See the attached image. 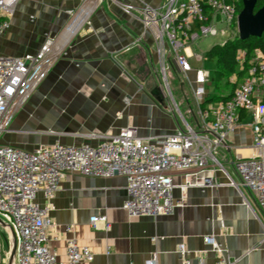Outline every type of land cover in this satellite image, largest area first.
I'll return each instance as SVG.
<instances>
[{
    "label": "crops",
    "instance_id": "0c3cea01",
    "mask_svg": "<svg viewBox=\"0 0 264 264\" xmlns=\"http://www.w3.org/2000/svg\"><path fill=\"white\" fill-rule=\"evenodd\" d=\"M165 1L99 2L88 24L72 38L48 77L15 114L2 142L25 150L57 141L97 145L124 127H135L139 136L153 138L185 126L161 91L154 89V71L163 60L153 32L141 20L144 3L157 7ZM80 5L81 0H20L10 27L0 36V55L37 52L49 33L63 34L60 28H65L70 13ZM127 5L134 7L128 10ZM189 53L193 54L191 48ZM239 57L242 60L244 53ZM171 62L176 76L185 75L195 91L196 72L202 68L184 73L174 66V58ZM243 77L232 75L218 85L206 82L201 107H216L225 101ZM183 94L179 102L185 106L186 123L202 131L198 97ZM243 118L245 125L217 151L222 166H209L214 185L197 183L195 180L202 182L197 169L172 171L174 196L180 205L171 213L130 214L124 208L128 191L123 176L69 174L53 198L46 199L40 192L37 201L48 207L55 222L50 248L61 261H67L66 240L75 237L94 253V260L86 264H146L154 254L158 264H182L186 258L193 264L201 258L213 264L216 253L204 238L214 235L226 256L237 264H264V212L235 167L239 156L254 152L248 125L251 116L244 113ZM95 215H106L111 228L105 229L102 221L94 228L91 218ZM69 226L72 229L67 231ZM181 244L186 245L187 253L180 251Z\"/></svg>",
    "mask_w": 264,
    "mask_h": 264
},
{
    "label": "built area",
    "instance_id": "2783aa9c",
    "mask_svg": "<svg viewBox=\"0 0 264 264\" xmlns=\"http://www.w3.org/2000/svg\"><path fill=\"white\" fill-rule=\"evenodd\" d=\"M19 1L0 0V36L10 27V17ZM96 1L81 0L80 7L70 13L63 34L49 33L37 52L23 56L0 55V214L16 233L15 264H86L94 260L91 248L80 244L75 237L66 240L67 261H61L58 253L50 248L55 222L48 207L38 203L40 192L46 199L53 198L69 174L123 176L127 179L128 191L124 208L130 214L171 213L180 205L174 196L172 171L197 169L196 174L202 175V182L195 180L197 183L214 185L216 180L208 174L209 166L212 163L215 167L222 166L217 151L233 132L245 125L244 113L251 116L248 125L253 133L254 152L239 156L235 167L264 212V52L260 49L255 51L243 81L216 107H201L207 73L204 69L197 70L195 95L201 107L202 131L186 123L175 133L143 138L137 128L124 127L97 145H66L57 141L34 150L2 142L15 114L48 77L72 38L88 24L98 5ZM92 2H96L93 10ZM243 6L244 0H166L157 7L144 3L141 19L153 32L159 54L164 57L170 51L179 70L187 73L193 69L189 60L194 55L189 53L191 46L202 36L225 35L235 22L239 29ZM132 7L127 5L128 10ZM89 8L90 14L80 20ZM79 20L77 31H72ZM219 23H226L228 28L218 29ZM238 29H233L234 38L239 35ZM240 61L244 68V58ZM99 221L105 223V229L111 228L106 215L91 218L94 228H99ZM6 229L14 245L12 231L10 227ZM71 229L66 227L67 231ZM204 241L212 245L216 253L217 261L213 264H237L226 256L214 235L206 236ZM179 249L182 253L188 252L185 244ZM4 260L0 238V264H4ZM146 264H158L157 255ZM182 264L193 263L186 258ZM198 264H206L204 258Z\"/></svg>",
    "mask_w": 264,
    "mask_h": 264
},
{
    "label": "rangeland",
    "instance_id": "374dc122",
    "mask_svg": "<svg viewBox=\"0 0 264 264\" xmlns=\"http://www.w3.org/2000/svg\"><path fill=\"white\" fill-rule=\"evenodd\" d=\"M102 0H97L96 2H101ZM132 6V5H130ZM134 7V6H133ZM132 7V8H133ZM97 8V7H96ZM142 20V19H141ZM143 22V21H142ZM226 23H219L217 24L218 29H224L228 28L226 26ZM237 23L235 22L232 25V28L237 31ZM230 28V30L225 34H217V35H208V36H202L200 40L197 41V43L193 44L191 46L192 52L194 55L190 56L189 60L194 69L196 68H202L207 73V82L211 81L213 83H216V65L214 62H208L205 60V54L215 45L224 44L228 40H231L234 38V30ZM64 30L63 28H60V31ZM239 31V29H238ZM198 55H201L202 58H198ZM163 63L157 67V69L154 71L155 75L157 76V82L154 89L161 90V93H163L165 99L167 100L168 107L172 109V111L176 114L180 122H185V106L179 102L180 97H182L184 92L188 96V98L193 97L195 94L194 91V84H192L191 80L187 79L185 75L179 76V78L176 76L175 68L173 67L171 58H174V55L168 51L166 56H161ZM175 66V65H174ZM176 67V66H175ZM181 84L183 86H181ZM221 89H223V86H220ZM220 89V90H221ZM196 90V89H195ZM219 91V90H218ZM0 218L4 221H7L5 217L0 214ZM9 231L0 224V238L2 241V254L4 260V264H8L9 257L13 249L12 242L9 241Z\"/></svg>",
    "mask_w": 264,
    "mask_h": 264
},
{
    "label": "trees",
    "instance_id": "16d2710c",
    "mask_svg": "<svg viewBox=\"0 0 264 264\" xmlns=\"http://www.w3.org/2000/svg\"><path fill=\"white\" fill-rule=\"evenodd\" d=\"M263 5L264 0H258L257 8ZM258 49L264 52V34L261 37H250L245 40L237 35L224 44L215 45L204 57L209 62L216 64V83L218 85L225 79H229L232 75H237L239 78L244 76L243 78H245L250 62L255 56V51ZM241 53H244L243 69H240L241 61L239 56ZM229 97L225 98V100Z\"/></svg>",
    "mask_w": 264,
    "mask_h": 264
},
{
    "label": "water",
    "instance_id": "95a60500",
    "mask_svg": "<svg viewBox=\"0 0 264 264\" xmlns=\"http://www.w3.org/2000/svg\"><path fill=\"white\" fill-rule=\"evenodd\" d=\"M257 6L258 0H244V6L239 15V37L243 40L249 39L250 37H261L264 34V5L260 8H257ZM175 66L179 69L176 63ZM160 91L159 89V91L156 92L158 93ZM0 224L4 227H10L14 236V245L8 264H15L17 251L16 233L11 225L1 218Z\"/></svg>",
    "mask_w": 264,
    "mask_h": 264
},
{
    "label": "bare ground",
    "instance_id": "6f19581e",
    "mask_svg": "<svg viewBox=\"0 0 264 264\" xmlns=\"http://www.w3.org/2000/svg\"><path fill=\"white\" fill-rule=\"evenodd\" d=\"M91 5H92V7H91V9H92V8L95 6V2H94V3L92 2ZM91 5H90V6H91ZM89 11H90V8H89V10H88L87 12L83 13V15L81 16L80 20L85 19V18L87 17V15L90 14ZM80 20L78 21L77 25L72 29V31H77V29H78V27H79V22H80Z\"/></svg>",
    "mask_w": 264,
    "mask_h": 264
},
{
    "label": "flooded vegetation",
    "instance_id": "af4514ba",
    "mask_svg": "<svg viewBox=\"0 0 264 264\" xmlns=\"http://www.w3.org/2000/svg\"><path fill=\"white\" fill-rule=\"evenodd\" d=\"M160 94H163V93H160ZM164 96V95H163Z\"/></svg>",
    "mask_w": 264,
    "mask_h": 264
}]
</instances>
